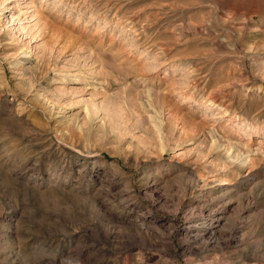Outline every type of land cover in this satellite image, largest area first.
Segmentation results:
<instances>
[{
	"label": "rangeland",
	"instance_id": "374dc122",
	"mask_svg": "<svg viewBox=\"0 0 264 264\" xmlns=\"http://www.w3.org/2000/svg\"><path fill=\"white\" fill-rule=\"evenodd\" d=\"M77 261L264 264V0H0V264Z\"/></svg>",
	"mask_w": 264,
	"mask_h": 264
},
{
	"label": "bare ground",
	"instance_id": "6f19581e",
	"mask_svg": "<svg viewBox=\"0 0 264 264\" xmlns=\"http://www.w3.org/2000/svg\"><path fill=\"white\" fill-rule=\"evenodd\" d=\"M232 159L238 161L239 156L238 157L233 156ZM248 162H251V161L250 160L249 161H246V160L243 161L244 164H248ZM203 197H205V205H203V207L200 208L201 210H199L200 212L197 214L198 215L197 219L200 218L199 220H201L202 229H204V231L210 232L212 230V228L214 227V224L219 223V220H220L219 211L214 210V208H213V205L217 202V199H214L211 192L208 193L207 195L204 194ZM244 240H246V239H244ZM240 242H242V243L244 242L242 236L240 237ZM79 262L80 261H77V264H80Z\"/></svg>",
	"mask_w": 264,
	"mask_h": 264
}]
</instances>
